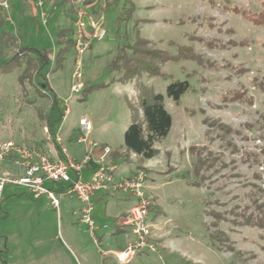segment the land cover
I'll return each instance as SVG.
<instances>
[{
    "label": "rangeland",
    "instance_id": "374dc122",
    "mask_svg": "<svg viewBox=\"0 0 264 264\" xmlns=\"http://www.w3.org/2000/svg\"><path fill=\"white\" fill-rule=\"evenodd\" d=\"M262 1L96 0L84 5L83 0H41L38 6L37 0H8V9L0 7V141L46 146L58 135L60 147L76 159L83 158L88 142L108 146L115 153L110 166L116 177L141 169L152 215L156 208L161 212L151 221L153 250L139 249L125 264H264L263 232L229 221L231 211L257 214V206L264 204V27L232 10L257 14ZM130 2L134 11L127 17ZM77 7L106 29L105 38L93 41L82 56L80 81L72 78L73 47L61 52L59 65L54 61L61 48L59 31L72 40ZM136 34L148 48L176 57L159 64L162 76H124L121 62L114 63L121 49L130 55L127 48ZM25 47L37 52L22 49L13 64L2 65ZM186 49L200 62L178 55ZM40 53L50 63L36 74L27 68V59L37 60ZM30 59L34 66L37 62ZM174 80H186L190 89L179 104L165 97L171 130L154 143L155 157H136L124 148L123 132L142 120L139 93L164 95ZM76 83L106 86L73 92ZM234 92H244V98L224 100ZM54 95L57 107L52 112ZM66 107L69 113L55 122L50 135L47 118L57 119ZM81 118L90 124L86 135ZM204 118L233 132L210 128ZM84 136L86 142L78 143ZM191 146L201 149L202 158L211 154L212 166L202 170L205 179L199 187L191 185L197 180ZM53 193L60 202L58 211L44 195L34 197L20 187L6 185L0 192V264H120L108 251L135 241L129 228L115 224L134 199L118 194L96 202L92 217L99 227L92 235L79 222L82 203ZM214 213L220 215L216 221ZM215 231L222 234L216 242L210 237Z\"/></svg>",
    "mask_w": 264,
    "mask_h": 264
},
{
    "label": "built area",
    "instance_id": "2783aa9c",
    "mask_svg": "<svg viewBox=\"0 0 264 264\" xmlns=\"http://www.w3.org/2000/svg\"><path fill=\"white\" fill-rule=\"evenodd\" d=\"M41 6V0H37ZM0 7L9 8L8 0H0ZM75 30L72 33V47L75 51L72 78L80 81L82 78V56L90 48L93 41H102L106 36V29L100 21H94L92 15L83 8L77 7L73 14ZM82 88V83L72 86V91L77 92ZM69 113V108L64 110L63 118ZM84 135L90 130V124L85 118L79 121ZM61 137L55 135L52 144L43 146L33 142L19 144L13 141H0V192L6 185L22 188L34 197L44 195L53 209L58 211L60 202L47 186L61 184L66 186L63 193L75 198L82 203L79 222L86 225L93 235L99 227L92 217L94 209L93 198L97 193L106 196L123 195L133 198L134 203L123 215L116 217V227L123 230L129 228L135 237L134 242H129L123 249L108 251L120 264L132 260L139 249L153 250L151 234L153 204L145 191L146 175L141 169H136L129 176L116 177L115 168L104 165V159L111 154L108 146H99L88 142L85 155L81 159L70 158L64 148L60 147ZM77 142H86L85 136L78 138ZM55 145L60 148V153ZM97 150L98 161L93 162V151ZM62 154L63 157L59 155ZM11 169L9 172L7 169ZM90 168L87 178L82 176V171ZM102 228H106L103 225ZM95 241V240H94ZM106 252V253H108Z\"/></svg>",
    "mask_w": 264,
    "mask_h": 264
},
{
    "label": "trees",
    "instance_id": "16d2710c",
    "mask_svg": "<svg viewBox=\"0 0 264 264\" xmlns=\"http://www.w3.org/2000/svg\"><path fill=\"white\" fill-rule=\"evenodd\" d=\"M96 0H83L84 5L92 4ZM232 10L235 13H240L243 17H246L250 22L255 26H263L264 27V1L261 2V10L257 14H249L245 11H241L237 7H233ZM134 11L133 4L130 2L128 9H126L125 14L127 17H130L132 12ZM65 32L59 31L58 33V42L61 45L58 53L55 56V63L59 65L60 58L58 61V57L61 55V52H64L67 48L72 47V40L64 39ZM148 42L145 39L140 38L137 34L134 39L132 45L128 46V50L130 51V55L127 56L125 49H121V52L114 59V63L121 62L122 68L124 69V76H135L138 73L147 74L149 77L162 76L160 72L159 64L165 63L169 60H174L176 57H172L168 55L165 51H158L156 49H151L147 47ZM22 49H27L29 51L37 52L34 49L25 47L21 48L17 53L13 55L7 62L2 63L3 66H9L15 62L17 58L21 57L20 51ZM184 49V47L182 48ZM186 52V53H184ZM181 54L182 58L197 60L200 62V59L189 49L184 50L183 52L178 53ZM31 58V56H30ZM29 58V59H30ZM178 59L180 56L177 57ZM27 59V68L34 69L36 74L40 73L42 66L48 65L50 63L49 57L46 54L40 53L37 60V63L32 66V63ZM30 64V65H29ZM119 66V65H118ZM27 71V69H26ZM31 73V72H29ZM43 80H46V77H42ZM46 83V82H45ZM46 88L49 91H52L50 86L46 83ZM106 85L104 83L100 84H92L89 86H84L81 89V92H88L90 89L103 88ZM190 89V86L186 80H174L171 81L165 88L164 95L160 93H146L145 91H141L139 93V105L141 111L142 120L137 123H130L127 125L123 132V146L124 148L134 154L136 157L141 159L149 160L155 157L158 154V150L154 148V143L165 138L172 126V118L171 115L164 107L165 97L171 99L175 104H179L180 97L185 94ZM244 92L235 93L228 99L229 101H241L244 97ZM51 110L57 107V96L54 95L51 99ZM64 111L57 119L49 116L46 120V127L51 133V129L54 126L56 121L63 119ZM204 124H207L210 128H217L219 131L224 132L229 135L233 132V130L223 123L215 120H211L208 118H204ZM51 135V134H50ZM56 149L60 153V148L55 145ZM190 153L196 154V159L193 166V175L197 180H194L191 185L199 187L202 184V181L205 179V175H202V170L208 169L209 166H212L210 162L211 154H208V157L202 158L200 150L196 147H189ZM195 151V152H194ZM264 152V151H263ZM63 157L62 154L59 155ZM262 165L264 167V160L262 161ZM264 170V168H263ZM257 178L260 176L256 175ZM60 187L53 189V187H49L50 190H55L58 193H63L66 189V186L59 184ZM160 210L155 209V212L152 216V219H156L158 215H160ZM211 214V213H207ZM213 214V213H212ZM211 214V215H212ZM215 221L219 218L220 215L218 213H214ZM232 218L229 221L234 226L240 227H251L257 228L261 230L264 234V204L257 206V214L253 213H245V212H236L231 211ZM221 233L215 231L210 237L213 241H217L221 239ZM219 238V239H218Z\"/></svg>",
    "mask_w": 264,
    "mask_h": 264
},
{
    "label": "crops",
    "instance_id": "0c3cea01",
    "mask_svg": "<svg viewBox=\"0 0 264 264\" xmlns=\"http://www.w3.org/2000/svg\"><path fill=\"white\" fill-rule=\"evenodd\" d=\"M180 101V100H179ZM172 124H173V120H172ZM172 127V126H171ZM114 156H115V153L114 152H111V154L109 155V156H107V157H109V162H107L108 164H104L105 166H109V167H111L110 165L112 164V161H113V158H114ZM68 157H70V156H68ZM106 157V158H107ZM70 158H72V157H70ZM105 158V159H106ZM74 159H76V158H74ZM105 159H104V162H105ZM96 161H98V157H96L95 156V158H93V162H91V164H90V166L92 167V168H94L95 166H96V164L94 163V162H96ZM143 166H145L146 167V165H143ZM113 167V166H112ZM89 174H90V168H85V169H83V171H82V176L84 177V178H87L88 176H89ZM145 191H146V184H145ZM106 198V195H102L101 193H97V195H95L94 196V198H93V203H94V208H95V203L96 202H99V201H103V199H105ZM132 206V205H131ZM130 206V207H131ZM129 207V208H130ZM129 208L124 212V213H126L128 210H129ZM123 213V214H124ZM122 214V215H123ZM95 217V216H94ZM95 220H96V218H95Z\"/></svg>",
    "mask_w": 264,
    "mask_h": 264
}]
</instances>
